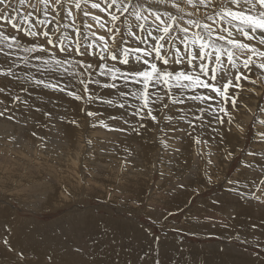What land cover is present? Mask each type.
<instances>
[{
    "label": "rangeland",
    "instance_id": "1",
    "mask_svg": "<svg viewBox=\"0 0 264 264\" xmlns=\"http://www.w3.org/2000/svg\"><path fill=\"white\" fill-rule=\"evenodd\" d=\"M151 6L164 10L159 0H152ZM200 22L211 23L203 18V11ZM8 31L13 30L9 27ZM93 31L106 35L98 26ZM88 34L91 36V32ZM22 39L27 46L28 38ZM3 61L0 55V63ZM16 71L21 77L40 76L22 63ZM53 78L62 84L73 83L69 76ZM244 83L238 108H230L234 123L218 126V135L205 137L210 141L208 145L194 144L183 131H167V124H161L165 132L146 131L142 136L110 132L98 124L92 127L101 119L114 124L107 117L118 110L96 103L87 107L103 115L86 118L80 111L84 106L81 101L65 93L31 89L33 96L29 99L33 103L45 111H58L67 119L49 123L42 113L33 111L34 120L26 128L0 119V226L10 225L14 229L13 242H31L28 257L33 264L49 246L59 258L72 244L88 246L90 255L86 258L90 264H156L157 260L160 264H264V205L244 199L237 203L235 196L224 195L227 179H239L251 188L252 181L259 183L264 178L259 167L264 163V142L257 136L264 131V124L260 123L264 120V111L260 110L264 108V78L255 85ZM5 85L11 86L14 93L21 87L20 83L0 77V86ZM248 88L253 91H247ZM99 91L107 96L111 90ZM52 101L58 107L54 108ZM73 119L78 125L69 122ZM236 125L243 127L244 132ZM176 127L182 129L187 125L180 121ZM31 131L43 139L32 137ZM22 142L33 145L32 156L20 158L22 150H18V145ZM45 147L63 157L54 159L53 154L41 153ZM177 148L179 152L175 151ZM227 151L234 155L225 160ZM249 152L255 156L247 155ZM245 162L255 167H243ZM205 171L214 179L219 177L210 188L199 183ZM181 176L185 183H192L186 191L180 190L183 194H178L173 188ZM241 190L246 194L249 191ZM216 196L230 203L223 209L213 206L211 201ZM168 212L173 215L165 220ZM69 221H80L75 231L68 226ZM253 224L262 227L253 229ZM191 231L198 234H186ZM237 234L248 243H229L227 238ZM226 244L228 254H220L218 249ZM14 260L12 253L0 252V264H13Z\"/></svg>",
    "mask_w": 264,
    "mask_h": 264
},
{
    "label": "snow or ice",
    "instance_id": "2",
    "mask_svg": "<svg viewBox=\"0 0 264 264\" xmlns=\"http://www.w3.org/2000/svg\"><path fill=\"white\" fill-rule=\"evenodd\" d=\"M159 2L164 6L163 11L153 8L152 0H16L15 5L13 0H0V55L4 57L0 77L21 84L15 93L9 85L0 86V96L8 98H0L3 105L0 119L26 128L34 120L31 115L34 111L42 113L49 123L65 121L66 115L45 111L29 99L33 96L31 89H44L81 101L84 106L80 111L86 118L103 115L90 110L88 105L102 103L118 110L107 117L114 124L101 119L92 127L98 124L110 132L142 136L146 131L165 132L161 124H167V131H183L194 144L208 145L210 141L205 137L212 133L218 135V126L234 123L230 108H238L245 90L244 82L255 85L264 78V0ZM201 11L203 18L211 23L200 22ZM95 26L106 35L93 31ZM9 27L12 32L8 31ZM22 37L28 38L27 46ZM41 39L44 42L38 43ZM21 63L34 68L40 76L21 77L16 71ZM56 75L69 76L73 83L62 84L53 78ZM100 89L111 91L105 96L100 94ZM22 94H26V98H22ZM52 103L54 108L58 107L56 101ZM180 121L187 127L177 129ZM69 122L78 125L75 119ZM260 123L264 124V120ZM236 126L244 132L243 127ZM30 135L43 139L36 131H31ZM257 136L264 142V131ZM233 155L232 151H227L224 159ZM247 155L255 156V153ZM242 166L255 167L251 162ZM259 167L264 173V163ZM218 179L205 171L199 183L210 188ZM191 183H185L181 176L173 191L183 194L180 190L186 191ZM251 185L249 188L248 183L242 184L239 179H227L224 195L235 196L237 203L244 199L264 205V188L261 187L264 178L259 183L252 181ZM241 188H248V193ZM257 191L261 195H257ZM196 192L199 194L200 189ZM211 203L223 209L230 201L216 196ZM171 215L173 213L168 212L164 219ZM79 223L69 221L68 226L75 231ZM217 223L228 227L220 221ZM259 227L262 225H252L253 229ZM186 234L196 236L198 233ZM14 235L10 225L0 226V252L12 253L13 264H33L28 257L31 242L20 239L13 242ZM227 239L229 243H248L239 234ZM218 252L227 255L228 245ZM89 255L87 245L72 244L66 247L65 255L58 258L49 246L35 264H90L86 258ZM156 264L160 262L157 260Z\"/></svg>",
    "mask_w": 264,
    "mask_h": 264
},
{
    "label": "bare ground",
    "instance_id": "3",
    "mask_svg": "<svg viewBox=\"0 0 264 264\" xmlns=\"http://www.w3.org/2000/svg\"><path fill=\"white\" fill-rule=\"evenodd\" d=\"M3 82V81H2ZM261 93V92H260ZM37 101V100H36ZM40 104V103H39ZM37 105V104H36ZM48 109V108H47ZM47 122V121H46ZM3 124V123H2ZM54 126V125H53ZM8 130V129H7ZM22 131V130H21ZM1 132V131H0ZM7 132H9V131H7ZM10 134L12 133V132H9ZM1 135H2V132L0 133ZM7 134L8 133H6V135H5V137L7 136ZM13 134V133H12ZM0 135V136H1ZM18 135V134H17ZM3 136V135H2ZM9 136V135H8ZM60 136V135H59ZM115 136V135H114ZM15 138V137H14ZM21 140V139H20ZM10 141V140H9ZM8 141V142H9ZM21 142V141H20ZM38 142H40L39 140H38ZM19 143V142H18ZM46 143V142H45ZM13 144V143H12ZM16 144H17V142H16ZM47 144V143H46ZM103 144V143H102ZM15 146V145H14ZM13 146V147H14ZM17 146V145H16ZM33 146V145H32ZM29 143H24V142H22V143H20L19 145H18V147H19V149L18 150H22V154H20L19 156H20V158H25V155H31L32 156V154H31V152L33 151V147H32ZM34 147H35V145H34ZM37 148V147H36ZM50 148V147H49ZM48 147H45L44 149H42V152L41 153H47L48 155H50V154H53L52 155V157L53 156H56V157H54V159L56 158V159H61V157H63L62 155H60V154H54V153H56L55 151H52V150H50ZM15 149H17L16 147H15ZM37 150V149H36ZM54 150V149H53ZM56 150V149H55ZM132 152V151H131ZM133 154V153H132ZM58 157V158H57ZM137 157V156H136ZM135 157V158H136ZM19 158V159H20ZM139 158V157H138ZM19 161V160H18ZM25 161H26V159H25ZM75 161V160H74ZM60 162V161H59ZM134 162V161H133ZM92 166V165H91ZM138 168V167H137ZM140 169V168H139ZM136 174H138V173H136Z\"/></svg>",
    "mask_w": 264,
    "mask_h": 264
}]
</instances>
